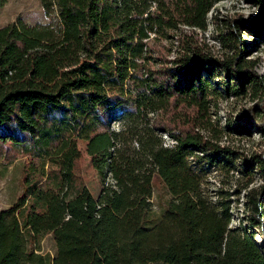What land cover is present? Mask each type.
Segmentation results:
<instances>
[{
    "label": "trees",
    "instance_id": "obj_1",
    "mask_svg": "<svg viewBox=\"0 0 264 264\" xmlns=\"http://www.w3.org/2000/svg\"><path fill=\"white\" fill-rule=\"evenodd\" d=\"M221 1L40 0L49 24L0 28V160L26 158L23 193L0 211V264H264V195L248 193L246 225L232 228L230 203L205 187L206 166L228 155L205 135L215 71L236 78V94L251 87L240 132L264 135V77L243 62L246 45L216 58L194 36ZM256 3L253 21L229 25L234 37L264 25ZM247 167L264 180V150ZM156 178L172 199L150 224Z\"/></svg>",
    "mask_w": 264,
    "mask_h": 264
},
{
    "label": "rangeland",
    "instance_id": "obj_2",
    "mask_svg": "<svg viewBox=\"0 0 264 264\" xmlns=\"http://www.w3.org/2000/svg\"><path fill=\"white\" fill-rule=\"evenodd\" d=\"M260 11L256 0H222L209 13L207 30L195 31L194 36L205 52L216 58L240 54L235 45L243 42L246 45L243 62H252L250 65L253 66V70L264 77V25L259 30L240 28L238 37H234L229 31V25L233 20L253 21ZM19 20L28 25H46L51 22L45 15L40 0H8L4 6H0V28ZM185 30L188 34L192 33L188 32L187 28ZM256 31L258 33H255ZM214 74L212 83L221 96L214 99L212 106L214 128L205 135L226 149L228 155L224 158L219 157V160L224 162L218 166H206L208 177L205 180V187L212 196L227 199L232 214L230 226L238 228L240 225H246L245 205L248 193L264 195V180L261 174L247 167V161L264 150V135L254 128L250 134L240 132L246 113L256 103L251 87L247 85L245 91L236 94L234 86L237 80L234 76L229 78L221 70L215 71ZM114 127L118 128L117 123ZM164 138L168 143L169 137ZM80 148L83 152L80 171L84 184L92 195L98 198L102 188L101 179L90 163L86 143L81 142ZM25 160L26 158L17 155L0 160V211L10 208L23 193L22 170ZM171 199L172 196L165 184L160 178H156L150 224L162 217ZM256 241L260 246H264V240L259 233L256 235ZM41 248L42 253L54 256L56 247L53 237H46L41 243Z\"/></svg>",
    "mask_w": 264,
    "mask_h": 264
},
{
    "label": "built area",
    "instance_id": "obj_3",
    "mask_svg": "<svg viewBox=\"0 0 264 264\" xmlns=\"http://www.w3.org/2000/svg\"><path fill=\"white\" fill-rule=\"evenodd\" d=\"M166 137V136H165Z\"/></svg>",
    "mask_w": 264,
    "mask_h": 264
}]
</instances>
